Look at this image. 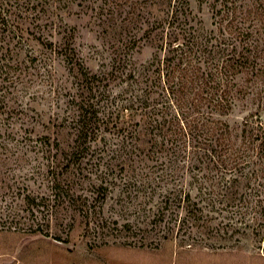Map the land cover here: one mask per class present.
<instances>
[{"label":"rangeland","instance_id":"rangeland-1","mask_svg":"<svg viewBox=\"0 0 264 264\" xmlns=\"http://www.w3.org/2000/svg\"><path fill=\"white\" fill-rule=\"evenodd\" d=\"M149 1L0 0V264H264V167L184 139L195 92L167 94ZM221 5L189 0L175 24L195 50L224 44ZM86 102L97 134L79 143ZM234 105L216 118L237 134L253 105Z\"/></svg>","mask_w":264,"mask_h":264},{"label":"trees","instance_id":"trees-1","mask_svg":"<svg viewBox=\"0 0 264 264\" xmlns=\"http://www.w3.org/2000/svg\"><path fill=\"white\" fill-rule=\"evenodd\" d=\"M173 1L150 0L145 8L166 16V20L162 21L163 31L155 37L162 36L161 40L165 41V45L161 50L166 51L168 55L164 61L167 94L180 101L181 94L191 96L195 92L191 109L198 113V117L190 120L191 114L186 116L183 111L179 113L180 133L185 140L196 143L193 145L194 149L204 151L210 159L215 154L222 164L228 162L235 168L251 165L264 167V0H221L218 15H222L223 22L227 20L224 26V44L232 47L228 54L224 52L226 48L221 47L225 46L222 43L210 47L208 42L204 48L195 50V44L187 37V34H191L190 28L175 27L180 19L188 20L189 0H180L175 5ZM166 24L171 31L165 39L163 32L167 29ZM216 54L218 57L211 59L210 56L214 57ZM203 55L208 63L213 61L208 65V72L200 68V64L207 62ZM152 66L154 64L150 63V67ZM82 74L87 91L93 90V86L97 87L96 83H103L96 75H90L84 70ZM189 90H192L191 94ZM243 100L250 101L253 109L245 117L239 133L234 134L230 126L220 118L233 110L235 101ZM91 107L89 102L79 107V127L76 129L78 142L91 139L97 134L95 118L98 113L90 112ZM141 107L145 108L143 104ZM180 107L183 108L184 104ZM135 108L134 104L130 110H139ZM217 115L219 119L216 118ZM258 172H253L251 177L258 176L261 171Z\"/></svg>","mask_w":264,"mask_h":264}]
</instances>
